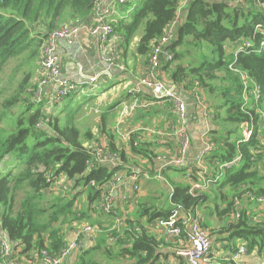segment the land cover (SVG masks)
Masks as SVG:
<instances>
[{"label":"trees","instance_id":"16d2710c","mask_svg":"<svg viewBox=\"0 0 264 264\" xmlns=\"http://www.w3.org/2000/svg\"><path fill=\"white\" fill-rule=\"evenodd\" d=\"M135 1L136 9L130 21H112L113 35L123 37L116 48L112 47L116 60L126 66L122 57L134 43L135 57H144L147 65L158 39L176 22V33L169 45L174 58L173 61L162 59L160 70L162 72L164 68L168 72L170 81L166 82L169 85L176 84L187 91L189 97L194 80L200 81L205 100L215 116L210 135L217 147L207 157L212 164L216 162L215 170L211 171L213 178L220 164L242 155L239 164L227 169L223 177L212 183L211 191L197 190V194H193L190 193L191 184L171 180L172 203L181 204L186 210L199 207L216 214L222 222L219 229L210 224L208 215L201 218V225L209 231L210 237L213 234H228L231 242L229 249L233 255L238 249L237 240L244 241L249 250L264 251V220H251L247 202L254 201L251 194L264 196L261 125L254 109L248 113L242 109V82L230 69L234 62L235 66L247 71L259 82L264 111V49H260L264 41V0H189L186 5L185 0ZM96 2L0 0V70L10 59L20 58L23 62L34 63V70L37 71L43 38L63 23L78 24L93 17ZM182 12L185 15L182 16ZM246 40L254 43L249 52L235 55L233 50L237 42ZM34 70L26 72L16 94L0 103V215L2 230L13 242L12 254L15 251H36L41 258L43 249L58 252L69 238V230L76 231L89 222L100 232L84 234L85 238L88 234L95 237L87 239L89 244L76 250V264H105L98 257L97 251L101 248H104L102 253L108 259L116 254L121 258V264H127L124 261L130 262L128 264H159L161 256L165 255L160 252V245L166 239L150 232L141 218L148 223L160 217L168 219L172 210H158L141 202L135 219L126 218L130 230H124L121 236L116 231L107 232V228L100 226L102 223L96 221L88 208H76L78 194L83 191L71 193L73 198L69 199L51 188L46 178L48 171L57 176L64 174L67 180L74 181V187H69L74 192V188L80 187L83 181L104 183L113 177L117 169L103 162L97 163L94 157L96 141L87 144L84 140L90 139L91 130L83 132L77 125L75 115L78 109L70 105L72 97L65 98L63 109L54 115L48 108L53 103L47 97L41 103L32 101V91L39 77L37 72L33 80ZM143 88L150 91L142 87L139 91L142 94ZM212 95L219 100L211 103ZM192 100L195 102L194 98ZM20 103H24L25 110L16 119V130L10 132L3 128L7 110ZM253 117V137L242 142H238L240 138L233 139L234 130ZM112 149L118 150L113 144ZM120 149L123 163L129 164L125 148ZM129 149L136 156L147 157L152 165L158 157L150 142H138L134 137L130 139ZM91 160L93 166L89 165ZM189 165L177 170L191 174L195 181L200 180L196 174L199 167ZM211 174L207 175L212 177ZM86 192L87 203H99V207L102 200L100 191L90 188ZM207 202L214 204L202 207ZM98 211L99 208H94L95 214ZM238 211L239 216L236 215ZM65 224L71 227L66 230ZM134 227H139L140 231L134 232ZM112 236H117L118 240L112 242ZM177 257L182 264H187L181 256ZM224 263L233 264L230 261Z\"/></svg>","mask_w":264,"mask_h":264},{"label":"built area","instance_id":"2783aa9c","mask_svg":"<svg viewBox=\"0 0 264 264\" xmlns=\"http://www.w3.org/2000/svg\"><path fill=\"white\" fill-rule=\"evenodd\" d=\"M116 1L118 4H125L129 0ZM188 1L189 0H185L184 5H186ZM95 4L92 25L63 23L43 38L38 57L39 77L32 91V101L41 103L42 100L47 97L53 104H60L64 102L65 98L68 96L74 93L84 92L88 88L97 85V76H90L82 73L81 75L83 78L80 80V83H76L64 77L62 73V63L58 55L60 42L73 44L82 31H86V34L89 35V40L92 36H98V47L102 54V58L111 66H118L124 69L123 63L116 60L110 42L114 33L112 21L118 15L115 2L113 0H97ZM175 25L176 22L170 25L165 33L158 39L148 59L149 63L145 68L144 74L136 77L137 83L132 88V91L137 93L142 90V87H147L150 89L155 100L169 101L171 103L170 109L175 117H177L178 122L171 127L170 134L178 141V153L177 156H167L164 153L159 154L157 158L162 160L163 163L159 166L155 175H157L158 178H163L162 170L167 166H186L189 164V166H192V164H194L199 167L197 174L201 179L191 184L190 193L197 194L195 193L197 190H208L213 182H216V180L224 176V172L227 169L239 164L242 155L238 154L232 161L220 164L215 178H213L214 175L210 177L205 174L204 161L217 147L216 141H214L210 135L211 129L207 127L202 133L201 148L195 156L191 157V162H189L192 136L188 128V105L185 99L177 93L176 86L169 85L160 73L162 59L173 61L174 58V54L169 49V45L172 43V39L176 33ZM253 44L252 40L237 42L233 51L235 55L241 52H249ZM260 49H264V41L261 42ZM230 69L240 77L242 82L243 87L241 96L244 100L242 109L246 113L254 109L256 115H258V121L261 125L262 144L264 145V111L262 107L263 96L261 85L254 77H251L247 71L235 66L234 62L230 65ZM191 97L195 99L196 104L201 105L204 116L213 120L215 116L205 100L204 91L198 79L194 80ZM137 100L139 101V99ZM240 126L243 136L238 142L249 141L253 137L255 128L254 117L251 120L241 123ZM120 150H113L112 144L110 145L107 142L98 143L94 150V157H96L97 163L103 162L109 164L113 168H116L117 171L112 178L104 183L98 184L96 181L91 180L84 183L82 186L84 189L94 188L100 191L102 200L98 208L101 214H104L112 221L109 225L110 227L108 226L107 232L116 231L122 236L124 235V230L129 228H127L126 216L122 214L118 203V190L127 177L132 182L133 191L139 194L141 190V178L144 174L142 175L140 170L133 168L130 164L125 165L119 152ZM262 153L264 154V148ZM89 165L93 166L92 160L89 162ZM46 178H48L51 188L59 195L69 199L73 198V193L67 185V178L65 181L61 175H53L51 171L46 173ZM251 196L252 200L255 201L256 199L259 203L264 204V196L255 197L252 194ZM122 198L127 200L128 197L123 194ZM237 203V208L239 209L240 204L238 201ZM171 213L168 219L160 217L156 222L159 227H164L169 236L180 240L181 245L175 250L176 255L179 257L181 256L187 264H216L211 258L213 240L212 237H210L209 231L204 229L201 225L202 216L199 207H196L194 210H186L181 204H178L174 205ZM239 213L240 211H238L236 215L239 216ZM133 230L134 232H139L140 228L134 227ZM90 232H100V229L90 224H84L82 228H79L75 237L68 238L64 241L62 248L58 252H50L48 249H43L40 252L41 264H63L65 258L71 255L73 251L79 250L84 246L83 234ZM117 240V236L111 237L112 242ZM12 246L13 242L9 237L6 236L4 231H0V255L3 264L9 263ZM248 250L246 245L240 246L237 252L232 256L231 262L234 264H245L244 256L248 254ZM258 264H264V260H261Z\"/></svg>","mask_w":264,"mask_h":264},{"label":"crops","instance_id":"0c3cea01","mask_svg":"<svg viewBox=\"0 0 264 264\" xmlns=\"http://www.w3.org/2000/svg\"><path fill=\"white\" fill-rule=\"evenodd\" d=\"M113 1L118 9V15L115 19L129 21V16L132 15L133 12V9L129 6L132 0H129L130 2L128 1L126 4H118L116 0ZM184 13L185 12H182L181 15H185ZM92 20L93 17L86 21H82L81 23L92 25ZM140 33L136 36L134 40L135 43L137 42L136 40ZM88 36L89 35L86 34V31H82L73 44L60 42L58 51L64 77L76 83H80V80L83 78L81 75L82 73L90 76H97L96 86H92L84 92L74 93L69 97L75 99L83 95L84 98H82L74 108H77L78 112H80V110L87 112H84L85 117L89 114L92 119H95L94 122L99 124L97 128H90L92 135L89 140L86 138H84V140L87 144L96 141L95 146L100 142H107L110 145L113 144L119 150L120 147L125 148L127 157L129 158V164L133 166V168L140 170L142 175L144 174L141 178V190L139 194L133 191L132 182L127 177L118 190V203L122 214H124L126 218L130 217L131 219H135L134 215L140 211L139 207L141 202L155 207L158 210H166L161 207V203L166 197H168L171 202L169 210H172L174 204L171 201L173 190L171 180L174 182L179 181L189 184H192L195 180L190 177L189 173L183 174L179 169L177 170V168L181 166H167L162 170L163 178H158L155 174L163 161L157 158L156 162L152 165L147 157L136 156L129 149L130 139L131 137H134L138 142H150V147L154 150L157 156L162 153L167 156H177L178 141L170 134V129L173 125H176L178 120L170 109L171 103L169 101L151 99L152 94L146 88H143V94L139 91L137 93L132 91V88L137 83L136 77L143 75L145 68L148 65H146L144 57H135L134 52L136 46L134 43L129 47L125 56L122 57L126 62V64L124 63L126 66H124V69H120L118 66H111L102 58V54L98 47L99 37L92 36L89 40ZM122 39L123 37L121 35H113L110 40L111 46L116 48L118 42L122 41ZM115 51H117V49ZM160 73L163 79L170 81L169 74L164 68L162 69V72L160 70ZM174 86H176L177 93L184 98L188 104V128L190 135L192 136V146L189 153V162H191V157L195 156L202 146V133L207 127H210V131H212L214 120L204 116V111L201 105L193 102L187 91L180 89L176 84ZM137 99H139L140 102ZM64 102L66 103V99ZM64 102L56 106L51 104V102L50 104L52 107H50L51 110L49 111L58 114V112H61L63 109V106L65 105ZM85 117L81 118L82 121H84L83 119ZM101 118L105 119L103 128H100ZM215 164V161L212 164L210 160L206 159L204 161L205 174H211V171L215 170ZM211 165L212 168H210ZM78 190L87 191L83 186L81 188L78 187ZM208 191H211V189ZM72 193L74 194L75 192ZM123 194L127 195V200L122 198ZM150 200H154V202L152 203ZM247 202L249 204L248 211L251 220H264V204L259 203L256 199L251 203L249 201ZM208 204L213 205L214 202L204 203L202 207H206ZM75 206L77 209L82 210L88 208L89 213L96 216L94 208L98 207L95 203L89 204L85 199L80 200L78 198ZM200 212L201 216L204 218L209 215L208 220L210 223L215 228L219 229L222 222L216 214L212 213L210 210H200ZM98 213L101 215L99 211ZM94 218L96 221L101 222L105 228L112 223L111 219L104 215L99 217L96 216ZM141 221L145 223L146 228L150 232L156 234L159 238L163 237L166 239L165 243H162L159 249L160 252H164L165 255L161 256L158 263L182 264V261L179 260L175 251L181 245L180 240L169 236L164 227H159L157 225L156 220L148 223L145 218H141ZM70 227L71 225L65 224L66 230ZM80 228H82V226ZM0 231H3L1 215ZM78 231L79 228L76 231L69 230L67 235L69 238H73ZM85 236L87 237H84V244H89V241L86 240H93L95 237L92 234ZM211 237L213 240L211 249L212 260L216 264H226L224 261L231 262L233 253L229 249L231 242H229L228 234H213ZM49 242L50 241H48V243ZM235 243L237 248L245 245L242 240H237ZM103 249L104 248H101V251L97 252L98 257L103 256L99 258L103 260L105 264H109L107 262V256L102 253ZM18 252L19 251H15L13 254L11 253L8 264H41V258L40 255H38V252ZM76 252L77 251H73L71 255L65 258L63 264H76ZM261 260H264V251L259 252L258 249L248 250V254L244 256L245 264H258ZM0 264H2L1 255Z\"/></svg>","mask_w":264,"mask_h":264},{"label":"rangeland","instance_id":"374dc122","mask_svg":"<svg viewBox=\"0 0 264 264\" xmlns=\"http://www.w3.org/2000/svg\"><path fill=\"white\" fill-rule=\"evenodd\" d=\"M135 5H136L135 0H132L130 2V4H129V6L133 9V11H135L134 8L136 9ZM131 19H132V15L129 16V21ZM10 60L11 61L7 62L6 65H4L3 68L0 70V103L3 101V99L8 98V97L16 94L18 92V90H19L20 85H21L20 82L22 81V79L26 75V72H28L29 70H34V68H35L34 67V63L23 62V59H20V58H18V59H10ZM34 71H36V69ZM38 71H39V67L37 68V71L35 73V76H34L33 80L36 79V77H37L36 75H37ZM25 94H26V92L23 94V96H25ZM211 97H212L211 98L212 101H210L211 103H213L214 101H218L219 100V98L216 97V96L212 95ZM82 98H84L83 95H81L80 97H77L75 99H69L70 105L72 107L76 106V104H78L82 100ZM56 105H59V104H56ZM50 107H52V106L48 105V108H50ZM24 108H25L24 103H20L18 105H15V106L9 108L7 110L8 114H7L6 118L4 119L3 128H5L8 131H10V130L12 132L15 131L16 130L15 124L17 122L16 119L25 110ZM84 112L82 110H80V112H78V113L76 112V115H75L76 123L79 126V128L82 129V131H84V132L86 130L90 129V128L91 129L92 128H97L99 124L94 122L95 119H92L91 115H89V114L85 117ZM52 113L54 115L56 112L52 111ZM85 113H87V112H85ZM63 115L64 114H62L61 116H63ZM82 117H85L83 119L84 121H82V119H81ZM78 118L81 119V120H79ZM104 120L105 119L101 118L100 128L104 127V122H105ZM242 136H243L242 135V129H241V126L239 125V127L236 130H234V133L232 134V138L233 139L234 138H242ZM95 145H96V143H95ZM61 177H63L64 180L66 181L67 177H65L64 174L61 175ZM67 185L69 187L73 188L74 187V181L69 180ZM82 185H84V181L80 185V188L82 187ZM77 191H78V187L76 186L74 188V192L76 193ZM87 195H88V192H86V191H83L82 193L78 194L79 199L80 200L85 199L86 202H87V199H88ZM150 202L153 203L154 200H150ZM97 205H98V203H97ZM161 205H162L161 207L163 209L169 210V208L171 206V202H170L169 198L166 197L162 201ZM101 215H104V214H101ZM101 215L99 213L96 214L97 217H99ZM96 216H94V217H96ZM208 217H209V215H208ZM86 224H90V223L87 222ZM92 226H94V225H92ZM100 226H103V224L100 225ZM108 228L109 227H107V229ZM99 251H101V250H98L97 252H99ZM105 253L108 255L107 252H105ZM99 257L101 258L103 256H99ZM107 262L109 264H121L122 260H121V258H118V256H116V254H115L113 256V258L112 259H108ZM124 262L127 263V264L130 263V262H126V261H124Z\"/></svg>","mask_w":264,"mask_h":264}]
</instances>
